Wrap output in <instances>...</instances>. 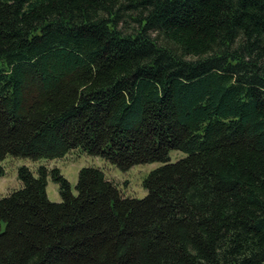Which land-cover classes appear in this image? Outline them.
Masks as SVG:
<instances>
[{
    "label": "trees",
    "instance_id": "trees-1",
    "mask_svg": "<svg viewBox=\"0 0 264 264\" xmlns=\"http://www.w3.org/2000/svg\"><path fill=\"white\" fill-rule=\"evenodd\" d=\"M75 149L161 166L18 167L0 264H264V0H0V164Z\"/></svg>",
    "mask_w": 264,
    "mask_h": 264
},
{
    "label": "rangeland",
    "instance_id": "rangeland-1",
    "mask_svg": "<svg viewBox=\"0 0 264 264\" xmlns=\"http://www.w3.org/2000/svg\"><path fill=\"white\" fill-rule=\"evenodd\" d=\"M185 156V153L181 151H170L169 153L170 162H175ZM0 165L4 171V176L0 177V197L20 187V183L16 178V170L18 167L27 166L34 171L37 166L45 165L48 168L56 166L69 182L72 192L75 191L74 187L77 181L78 171L83 167L93 166L99 167L105 172L106 177L117 186L122 196L140 199L146 194L141 186L142 180L149 172L161 166V163L155 162L135 165L128 171L121 172L102 159L87 156L80 149H75L70 151L64 158L58 160L32 162L26 158L6 156ZM47 196L51 202H60L58 186L50 180H48L47 185Z\"/></svg>",
    "mask_w": 264,
    "mask_h": 264
}]
</instances>
